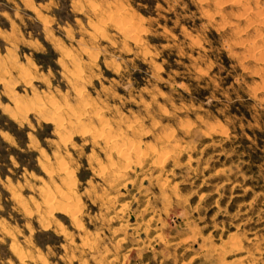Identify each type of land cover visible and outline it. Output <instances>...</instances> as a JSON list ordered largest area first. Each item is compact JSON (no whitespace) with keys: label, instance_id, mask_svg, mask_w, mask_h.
<instances>
[{"label":"rangeland","instance_id":"obj_1","mask_svg":"<svg viewBox=\"0 0 264 264\" xmlns=\"http://www.w3.org/2000/svg\"><path fill=\"white\" fill-rule=\"evenodd\" d=\"M0 264H264V0H0Z\"/></svg>","mask_w":264,"mask_h":264},{"label":"bare ground","instance_id":"obj_2","mask_svg":"<svg viewBox=\"0 0 264 264\" xmlns=\"http://www.w3.org/2000/svg\"><path fill=\"white\" fill-rule=\"evenodd\" d=\"M85 98H86V97H85ZM116 141H117V140H116ZM114 145H115V144H114ZM130 145H131V144H130ZM131 147H132V146H131ZM131 147H130V148H131ZM132 148H133V147H132ZM136 148H137V147H136ZM119 150H120V149H119ZM118 152H119V151H118ZM64 168H65V167H64ZM69 188H70V187H69ZM68 192H69V191H68ZM64 195H65V194H64ZM63 197H64V196H63ZM67 197H68V196H67ZM69 198H70V196H69ZM69 198H68V201H69ZM65 201L67 202V199H65ZM69 203H70V201H69ZM66 204H67V203H66ZM66 204H65V205H66Z\"/></svg>","mask_w":264,"mask_h":264}]
</instances>
